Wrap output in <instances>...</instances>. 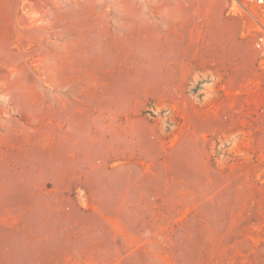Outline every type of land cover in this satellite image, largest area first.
Returning a JSON list of instances; mask_svg holds the SVG:
<instances>
[{"label": "rangeland", "instance_id": "374dc122", "mask_svg": "<svg viewBox=\"0 0 264 264\" xmlns=\"http://www.w3.org/2000/svg\"><path fill=\"white\" fill-rule=\"evenodd\" d=\"M262 36L264 0H0V264H264Z\"/></svg>", "mask_w": 264, "mask_h": 264}, {"label": "built area", "instance_id": "2783aa9c", "mask_svg": "<svg viewBox=\"0 0 264 264\" xmlns=\"http://www.w3.org/2000/svg\"><path fill=\"white\" fill-rule=\"evenodd\" d=\"M257 48L264 55V36H262V37L259 38V40L257 42Z\"/></svg>", "mask_w": 264, "mask_h": 264}]
</instances>
